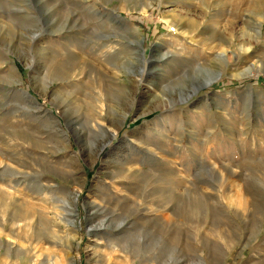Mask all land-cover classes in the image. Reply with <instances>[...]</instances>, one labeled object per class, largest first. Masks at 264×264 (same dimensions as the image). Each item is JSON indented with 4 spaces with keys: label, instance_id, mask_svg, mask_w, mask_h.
Returning <instances> with one entry per match:
<instances>
[{
    "label": "rangeland",
    "instance_id": "rangeland-1",
    "mask_svg": "<svg viewBox=\"0 0 264 264\" xmlns=\"http://www.w3.org/2000/svg\"><path fill=\"white\" fill-rule=\"evenodd\" d=\"M0 264H264V0H0Z\"/></svg>",
    "mask_w": 264,
    "mask_h": 264
},
{
    "label": "bare ground",
    "instance_id": "bare-ground-1",
    "mask_svg": "<svg viewBox=\"0 0 264 264\" xmlns=\"http://www.w3.org/2000/svg\"><path fill=\"white\" fill-rule=\"evenodd\" d=\"M216 79L215 78H212V79H209V80H206L204 83H202L201 85H199L198 86V89H196V91H198L201 87H204V86H208L209 84H211L212 82H214ZM25 93V92H24ZM25 94H27L26 96H28L29 94L28 93H25ZM29 97V96H28ZM30 98V97H29ZM40 107V106H39ZM60 127H61V125H59ZM99 129V130H101V131H106V129L103 127V126H101V124L99 125V124H95V125H92L91 126V130H95V129ZM61 131H62V133H64L65 134V132H64V130L61 128ZM79 133V132H78ZM63 134V135H64ZM115 134V132H113L112 133V135H114ZM66 135V134H65ZM64 135V136H65ZM67 138V137H66ZM72 194V196H73V198H74V201H76L77 200V195L76 194H74V193H71ZM62 202V201H61ZM67 204L68 203H70L68 200H67V202H66ZM73 204V203H72ZM74 211H75V213L77 212L76 211V204H75V202H74ZM63 206V205H62ZM64 207V206H63ZM57 208V207H56ZM57 212V211H56ZM57 215V214H56ZM59 216V215H58ZM77 217V214L75 215V218ZM60 219V218H59Z\"/></svg>",
    "mask_w": 264,
    "mask_h": 264
},
{
    "label": "water",
    "instance_id": "water-1",
    "mask_svg": "<svg viewBox=\"0 0 264 264\" xmlns=\"http://www.w3.org/2000/svg\"><path fill=\"white\" fill-rule=\"evenodd\" d=\"M57 122H59V121H57Z\"/></svg>",
    "mask_w": 264,
    "mask_h": 264
}]
</instances>
